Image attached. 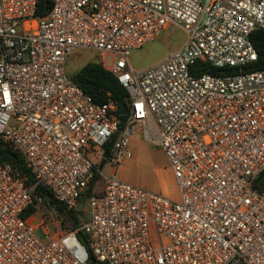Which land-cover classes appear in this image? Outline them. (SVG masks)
<instances>
[{
	"label": "built area",
	"instance_id": "obj_1",
	"mask_svg": "<svg viewBox=\"0 0 264 264\" xmlns=\"http://www.w3.org/2000/svg\"><path fill=\"white\" fill-rule=\"evenodd\" d=\"M40 1L0 0V138L35 179L0 162V264H89L80 233L105 264H264V70H244L258 59L251 37L264 30V0H49L44 16ZM169 24L184 28V45L134 69L131 53ZM80 50L111 56L103 66L130 95L110 174L93 156L121 130L120 109L72 80ZM137 130L165 153L178 199L118 177ZM95 170L101 187L75 230L51 235L32 221L43 210L61 224L38 186L78 210Z\"/></svg>",
	"mask_w": 264,
	"mask_h": 264
},
{
	"label": "rangeland",
	"instance_id": "obj_2",
	"mask_svg": "<svg viewBox=\"0 0 264 264\" xmlns=\"http://www.w3.org/2000/svg\"><path fill=\"white\" fill-rule=\"evenodd\" d=\"M187 33L177 24H169L161 36L143 47L140 50L133 51L130 55V61L134 69L144 70L160 63L167 55L178 51L186 42ZM102 55L95 52L80 50L75 53L68 63V72L70 75L76 74L89 62H99L102 65L111 66V56L102 60ZM128 152L130 156L117 166L118 177L141 189H145L157 194L168 196L172 199H178L179 191L174 177L170 171L169 161L160 147L148 143L140 130L129 140ZM113 166L108 163L104 168L105 174L113 171ZM101 182L98 184V189ZM48 212L38 211L32 221L38 225L44 221V227L48 233L54 235L63 229L62 224L45 221L44 215ZM36 235L43 242H46V233L43 227L36 230Z\"/></svg>",
	"mask_w": 264,
	"mask_h": 264
},
{
	"label": "trees",
	"instance_id": "obj_3",
	"mask_svg": "<svg viewBox=\"0 0 264 264\" xmlns=\"http://www.w3.org/2000/svg\"><path fill=\"white\" fill-rule=\"evenodd\" d=\"M51 8V3L49 0H41L39 4L38 14L44 16L48 13V10ZM252 42L258 53V59L256 62L247 65L244 70L245 72H254L264 70V30H256L252 34ZM205 73H214L216 72L212 68L205 65L203 69ZM230 73H238L239 71L230 70ZM72 80L84 90V92L89 95L96 104L102 105L109 102H113L119 109L122 105L129 106L130 95L128 91L118 82V79L114 74L107 70L101 63L93 61L87 63L80 71L76 74L71 75ZM120 113V112H118ZM122 126L121 130L114 134L108 143L101 149L102 158L98 156H93V160L96 164V169H104L108 164V159L112 157V151L116 142L119 140L124 125L127 121V117L121 116ZM0 162L3 164H9L13 168L14 172L24 176L27 180V183H34V175L31 170L27 167L25 158L17 150H15L9 144H6L0 138ZM96 176L93 180L92 188L89 190L87 196L83 198L80 202L78 210L67 211L66 208L51 199V192L44 189L43 186H38L36 192L42 193L47 197L46 203L48 205L54 206V209L57 212L58 218L61 221L63 229L66 230H75L77 226L84 221L86 218V209H87V199L91 195L95 194V185L100 182V178L95 170ZM256 188L260 191H264V172L260 175L256 182ZM34 210V209H33ZM79 239L86 246L90 260L89 264H105L100 263L96 260L94 255L90 252L86 240L87 235L80 233Z\"/></svg>",
	"mask_w": 264,
	"mask_h": 264
},
{
	"label": "water",
	"instance_id": "obj_4",
	"mask_svg": "<svg viewBox=\"0 0 264 264\" xmlns=\"http://www.w3.org/2000/svg\"><path fill=\"white\" fill-rule=\"evenodd\" d=\"M222 74H226V70L221 71ZM129 114L128 107L126 105H122L120 108V115L127 116ZM107 158V156H105Z\"/></svg>",
	"mask_w": 264,
	"mask_h": 264
},
{
	"label": "crops",
	"instance_id": "obj_5",
	"mask_svg": "<svg viewBox=\"0 0 264 264\" xmlns=\"http://www.w3.org/2000/svg\"><path fill=\"white\" fill-rule=\"evenodd\" d=\"M171 171V170H170ZM171 174H172V172H171ZM172 176H173V174H172Z\"/></svg>",
	"mask_w": 264,
	"mask_h": 264
}]
</instances>
